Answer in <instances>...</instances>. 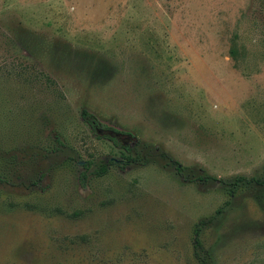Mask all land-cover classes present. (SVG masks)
Masks as SVG:
<instances>
[{
	"label": "rangeland",
	"instance_id": "1",
	"mask_svg": "<svg viewBox=\"0 0 264 264\" xmlns=\"http://www.w3.org/2000/svg\"><path fill=\"white\" fill-rule=\"evenodd\" d=\"M0 264H264V0H0Z\"/></svg>",
	"mask_w": 264,
	"mask_h": 264
},
{
	"label": "trees",
	"instance_id": "2",
	"mask_svg": "<svg viewBox=\"0 0 264 264\" xmlns=\"http://www.w3.org/2000/svg\"><path fill=\"white\" fill-rule=\"evenodd\" d=\"M80 118L83 121V123L89 128V130L95 135L98 136V132L103 131V130H110L108 129L106 126L104 125H100L97 120L89 113H87L86 111L82 110L80 113ZM114 133L117 134H121L115 130H110ZM104 138H107L110 142H112L115 146H120L121 144H119V142H117L116 139L109 137L108 135H103ZM125 149V148H123ZM127 150V149H126ZM128 158V157H127ZM109 164H113L114 161L113 160H108ZM106 171V167L102 166L99 168L98 171L95 172V175H102L104 174ZM258 182V181H257Z\"/></svg>",
	"mask_w": 264,
	"mask_h": 264
}]
</instances>
